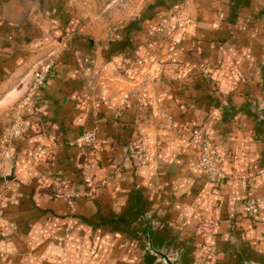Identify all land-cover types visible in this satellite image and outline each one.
I'll return each mask as SVG.
<instances>
[{"label":"crops","instance_id":"0c3cea01","mask_svg":"<svg viewBox=\"0 0 264 264\" xmlns=\"http://www.w3.org/2000/svg\"><path fill=\"white\" fill-rule=\"evenodd\" d=\"M38 1L0 0V21L9 33L10 26H21L20 34L2 38L1 47L8 53L1 69L8 75L0 83V111L13 105L31 79L36 52L32 57L25 53L40 38L41 27L30 23L41 17ZM210 1L196 0L194 23L177 32V49L158 57L162 63L145 53L124 62L121 57L106 61L102 46L105 66L97 89L83 95L98 96L93 151L64 145L83 118L72 121L80 115L69 101L72 94L66 95L73 72L62 63L55 65L53 77L39 92L47 126L24 121L26 135L13 140L10 159L3 164L0 215L7 216H0V225H6L0 251L6 254L0 264H89L91 235L104 240L115 225L143 230L142 213L165 225L156 239L193 241V254L184 256L191 264H264V139L256 131L263 129L254 126L256 119L244 104L223 107L225 102H243L249 92L257 94L239 81L249 79L251 89L258 82L264 44L257 39L263 32L245 19L231 24L227 17L239 19L241 13L228 15L229 6L221 3L215 9ZM171 3L164 0L163 11ZM161 18H152L149 26H163ZM203 59L214 66L211 79L218 81L219 92H212L210 83L197 75ZM89 73L84 74L87 85L93 82ZM164 111L173 114L175 127H188L183 126L181 138L162 118ZM228 112L235 116L227 119ZM203 124L228 176L215 185L202 177L195 144L188 142L190 129ZM247 196L258 202L254 219L244 212ZM176 243L175 248L185 245Z\"/></svg>","mask_w":264,"mask_h":264},{"label":"rangeland","instance_id":"374dc122","mask_svg":"<svg viewBox=\"0 0 264 264\" xmlns=\"http://www.w3.org/2000/svg\"><path fill=\"white\" fill-rule=\"evenodd\" d=\"M163 1L164 0H150L149 2L154 3L153 7H150L146 0L38 1L36 13H40L41 17L39 21H30V23L33 26L38 24L41 27V29L39 28L40 38L36 36V38H39V40L35 42L38 43L37 47H33L34 44L30 45L28 52L25 53L26 56L32 57L34 52H36V60L32 62L33 64L30 68L31 79L28 82L26 91L13 103V105L5 111H0V180H4L6 176L5 166H3V164H5V160L7 161L10 159V154L8 153L12 144H14L13 140L18 136L24 137L26 135L23 127L24 121H30L38 125L42 124L43 127L47 126L46 120L48 117L41 112L43 107L40 109V106H38L39 92L46 86L48 80L53 77L55 65L58 63H62L63 68L66 67L67 71L73 72V76L67 84L68 89L66 95L70 97L72 94L69 101L72 105L74 104V108L78 109V114L80 116L72 119V121L83 118L81 121L82 123L75 128L74 135L68 139L64 145L78 148L84 152L88 150L93 151L95 149L94 146L80 144L79 138L88 131H94L97 136V119L100 114L97 110L96 103L98 96L93 94L90 96V99H87V97H83V95L85 92L87 93V91L91 93L92 89H97L99 71L105 66L103 64V59L101 60L104 51L106 61H113L114 57H121L124 62L123 59L126 58H142L140 54L144 55V53L148 54L147 57L151 55L150 57H155L158 61V57H162L177 49L179 40L176 38V35L178 36L177 32L184 30L186 26L194 23L196 18L194 9L198 8L196 6V0H173L174 3H171L168 8L165 7V11H163V5L161 6ZM209 3L213 4L211 6L215 9L220 8L221 3L226 4L229 6L228 15H237L238 12L241 13L242 15L240 14L239 19L229 16L232 20H230L229 17H227L226 20L233 25H239L237 22H233V20L236 19V21L240 22V19H245L247 21L246 23L256 25L262 29L260 33L263 32L262 36L257 40L264 44V0H221L217 2L211 0ZM136 12H138V14ZM159 14L162 16L161 19L164 20V25L165 21H168L165 26L169 28L165 29V26H162L160 23H158L159 26L157 29L156 25L153 27L149 26V21L154 17H158ZM20 27L21 26L17 24L10 26L13 32L9 33V30L0 21V83L5 76L8 75L7 70L1 69L2 58H4L5 53H8L7 48L1 47L2 38H9L16 32L20 34ZM149 30H151V32ZM237 32L238 31L233 30V34ZM26 35L29 36L27 33ZM23 39L26 41L25 37ZM193 41L194 39H192V43ZM137 42L140 43L137 44ZM103 45L106 46L104 51L102 50ZM138 45H143L144 49L140 46L138 48ZM190 57L192 58V56ZM142 63L141 61L139 62V64ZM158 63L162 62L158 61ZM106 64L109 65L111 69L114 68L112 64ZM178 67L177 64L175 68L177 69ZM213 67L210 61H204L203 59L197 65V75L204 81L210 83L212 92H219L220 86L218 81L211 79V69ZM205 68H208L207 72H204ZM86 70L90 72L89 75L92 74L90 78L93 82L90 85H87V80L84 77ZM37 72H45V76L41 83H38L35 79V74ZM257 74L258 82L254 83L252 89V84L248 81L249 79H246V82L242 80L239 81V83H243L249 91H256L257 94L255 96L249 94L250 92L248 91L249 93L245 95L246 98L243 102H225L223 103V107L227 106L229 103H234L235 105L241 103L244 104V107L248 108L263 106L264 66H260V68L257 69ZM170 79L172 80V78ZM248 113L251 114L249 111ZM226 115H228V117L226 116L227 119H232L235 116L232 112H228ZM161 116L165 122L174 129L173 131L176 137L181 138L183 126H186V124L184 123L183 125L175 127L176 125H173L175 122L174 116L167 111H164L163 114L161 113ZM68 119H70L69 116ZM61 121H63V119H61ZM253 122L254 126L256 125L263 129L262 131L261 129H256V131L261 134L264 139V122H261L260 119L253 120ZM60 126L63 127L62 124H60L59 127ZM61 127L60 129H63ZM193 128L200 129L203 136L209 138L204 131V124ZM193 128L190 129L189 143H192L191 130ZM186 129H188L187 126ZM195 149L197 152L196 145ZM214 152L223 169L222 159L215 151V148ZM83 154L84 153H82V155ZM261 164L264 165V157L261 159ZM223 172L225 173L224 169ZM227 177L225 173L222 180ZM204 179L208 181L207 178ZM1 213L0 216L5 219L4 216L7 215L3 212ZM27 215H29V213H26V216ZM140 216H142L146 222L144 229L138 232L130 230L129 227H119L115 225L112 226L113 230L109 231V235L104 240L98 238V234L91 235L90 237L92 238L87 245L89 264H166L165 260L160 257L155 250L163 252L165 255L170 256L169 258L171 259H173L172 257L178 252V254L182 256L185 264H191V260L184 259V256L193 254V241L185 243L184 240H177L175 237L173 239L174 242L169 240L165 242L162 239H156L155 235L157 231H164L165 225L154 220L153 222L149 221V215L147 213H142ZM246 216L251 219L255 218L247 214ZM23 225L26 230L27 224ZM5 226L6 225H0V233L5 229ZM97 227L98 225L92 229L96 230ZM12 229L13 234H18L19 231L17 227H12ZM200 230L204 231L205 227ZM176 241L182 244L185 243V245L181 248H175L174 244H177ZM173 249L176 250L172 251ZM5 254V252L0 251V257H3ZM65 264H67V262Z\"/></svg>","mask_w":264,"mask_h":264},{"label":"built area","instance_id":"2783aa9c","mask_svg":"<svg viewBox=\"0 0 264 264\" xmlns=\"http://www.w3.org/2000/svg\"><path fill=\"white\" fill-rule=\"evenodd\" d=\"M208 68H205L204 72H207ZM45 76V72H37L35 79L38 83H41ZM36 86V82H35ZM192 143H195L197 148V160L201 170V174L204 178H207L209 182L217 184L222 181L225 176L223 169L219 163L217 156L215 155L213 144L211 140L204 137L201 130L193 128L191 130ZM80 144L87 146H94L97 142V136L95 132L88 131L82 137L79 138ZM244 210L247 215L255 217L259 211L258 202L255 198L247 196L244 200Z\"/></svg>","mask_w":264,"mask_h":264},{"label":"water","instance_id":"95a60500","mask_svg":"<svg viewBox=\"0 0 264 264\" xmlns=\"http://www.w3.org/2000/svg\"><path fill=\"white\" fill-rule=\"evenodd\" d=\"M247 111H249L255 119H260L261 122H264V105L259 107V106H253L251 108L245 107ZM154 250V249H153ZM155 252L162 257L165 260L166 264H185L183 261V258L180 254H176L173 259L169 258L170 256L165 255L163 252L159 250H155ZM245 264H260L257 262L253 261H247Z\"/></svg>","mask_w":264,"mask_h":264}]
</instances>
